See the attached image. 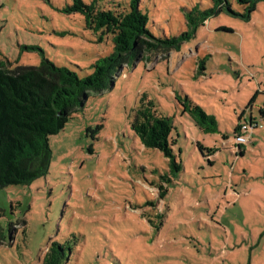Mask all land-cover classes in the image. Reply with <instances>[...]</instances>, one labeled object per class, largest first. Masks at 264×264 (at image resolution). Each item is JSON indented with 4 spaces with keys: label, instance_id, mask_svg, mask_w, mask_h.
Segmentation results:
<instances>
[{
    "label": "rangeland",
    "instance_id": "rangeland-1",
    "mask_svg": "<svg viewBox=\"0 0 264 264\" xmlns=\"http://www.w3.org/2000/svg\"><path fill=\"white\" fill-rule=\"evenodd\" d=\"M128 12L132 0H83ZM177 50L148 53L90 92L49 137V171L0 187V264H43L53 242L67 264H264V0L249 16L228 0ZM74 0H0V64L16 72L45 56L80 77L114 52ZM158 38L190 31L212 0H140ZM195 11V13H192ZM248 14V13H247ZM214 116L205 133L179 98ZM152 105L170 118L175 163L133 130ZM246 127L245 144L236 141ZM241 128V129H242ZM177 165L180 170L177 171Z\"/></svg>",
    "mask_w": 264,
    "mask_h": 264
},
{
    "label": "trees",
    "instance_id": "trees-1",
    "mask_svg": "<svg viewBox=\"0 0 264 264\" xmlns=\"http://www.w3.org/2000/svg\"><path fill=\"white\" fill-rule=\"evenodd\" d=\"M246 6L249 16L261 0H237ZM140 0H132L128 12L97 10L93 4L74 0L65 10L79 13L89 28L103 29L112 37L114 52L93 65V73L80 77L65 67H59L45 56L39 66L16 72L0 64V187L27 185L49 171L52 150L49 137L62 131L72 113L83 107L90 92L100 93L113 84L117 72L135 63L143 51L155 53L177 50L191 38L198 25L225 8L231 12L228 0H212L213 8L187 18L190 31L179 37L158 38L148 29V16L140 10ZM192 13H195L193 11ZM232 13V12H231ZM179 103L205 133L217 132L214 116L194 104L189 97ZM152 105L139 111L133 130L147 148L157 149L175 163L170 145L173 124L170 118L159 116ZM240 129L235 130V134ZM177 171L180 166L177 165ZM0 228V239L2 238ZM65 246L53 242L43 264H67Z\"/></svg>",
    "mask_w": 264,
    "mask_h": 264
},
{
    "label": "built area",
    "instance_id": "built-area-1",
    "mask_svg": "<svg viewBox=\"0 0 264 264\" xmlns=\"http://www.w3.org/2000/svg\"><path fill=\"white\" fill-rule=\"evenodd\" d=\"M242 128V127H241ZM241 128H239L240 129V131H239V135L236 137V141L239 143V144H245L246 143V141H247V138H246V136H245V130H246V127H243L242 129Z\"/></svg>",
    "mask_w": 264,
    "mask_h": 264
}]
</instances>
